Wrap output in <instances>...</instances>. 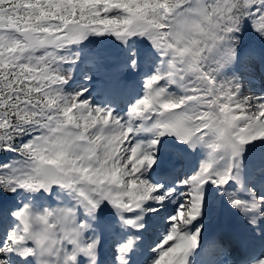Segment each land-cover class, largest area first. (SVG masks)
<instances>
[{
	"label": "snow or ice",
	"instance_id": "obj_1",
	"mask_svg": "<svg viewBox=\"0 0 264 264\" xmlns=\"http://www.w3.org/2000/svg\"><path fill=\"white\" fill-rule=\"evenodd\" d=\"M0 264H264V0H0Z\"/></svg>",
	"mask_w": 264,
	"mask_h": 264
}]
</instances>
